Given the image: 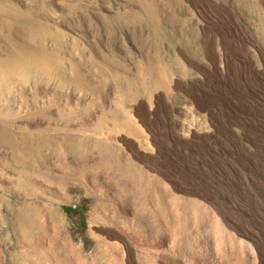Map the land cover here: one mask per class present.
I'll return each mask as SVG.
<instances>
[{
	"label": "rangeland",
	"instance_id": "1",
	"mask_svg": "<svg viewBox=\"0 0 264 264\" xmlns=\"http://www.w3.org/2000/svg\"><path fill=\"white\" fill-rule=\"evenodd\" d=\"M251 66L264 0H0V264H119L106 227L140 220L122 208L120 176L143 164L129 150L150 151L148 129L219 141L254 112ZM194 153L177 157L214 158ZM138 184L169 217L160 177Z\"/></svg>",
	"mask_w": 264,
	"mask_h": 264
},
{
	"label": "bare ground",
	"instance_id": "2",
	"mask_svg": "<svg viewBox=\"0 0 264 264\" xmlns=\"http://www.w3.org/2000/svg\"><path fill=\"white\" fill-rule=\"evenodd\" d=\"M235 29L242 35L237 25ZM239 53L244 54L243 49ZM250 68L259 88L244 106L254 112L237 114V130L217 126L213 135L214 140L222 137L219 141L208 137L198 144L182 139L172 127L169 132L148 129L150 151L145 154L139 146L131 147L130 153L143 158V164L136 174L120 176L130 191L122 208L135 222L140 220L133 227L105 230L119 250V264H264V76ZM198 150H211L214 158L207 160L206 154L200 159L177 157L195 155ZM145 169L172 191L170 218L150 206L145 193L140 195L138 180ZM189 203L197 210H189L185 206Z\"/></svg>",
	"mask_w": 264,
	"mask_h": 264
},
{
	"label": "trees",
	"instance_id": "3",
	"mask_svg": "<svg viewBox=\"0 0 264 264\" xmlns=\"http://www.w3.org/2000/svg\"><path fill=\"white\" fill-rule=\"evenodd\" d=\"M62 208L66 211H71V210H79L78 208L77 209H72L71 207L69 206H62Z\"/></svg>",
	"mask_w": 264,
	"mask_h": 264
}]
</instances>
